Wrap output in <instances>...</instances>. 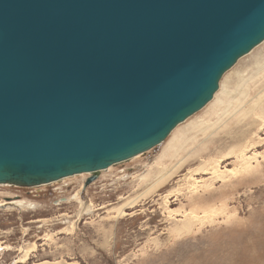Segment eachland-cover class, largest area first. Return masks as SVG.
I'll return each mask as SVG.
<instances>
[{
	"label": "water",
	"instance_id": "water-1",
	"mask_svg": "<svg viewBox=\"0 0 264 264\" xmlns=\"http://www.w3.org/2000/svg\"><path fill=\"white\" fill-rule=\"evenodd\" d=\"M263 42L264 0H0V184L160 146Z\"/></svg>",
	"mask_w": 264,
	"mask_h": 264
},
{
	"label": "rangeland",
	"instance_id": "rangeland-1",
	"mask_svg": "<svg viewBox=\"0 0 264 264\" xmlns=\"http://www.w3.org/2000/svg\"><path fill=\"white\" fill-rule=\"evenodd\" d=\"M219 120L209 139L195 135ZM178 141L180 157L171 158ZM184 149L197 152L177 166ZM227 154L223 178L192 174ZM91 177L0 186L1 204L27 203L0 207V264H264V43L163 144L88 185Z\"/></svg>",
	"mask_w": 264,
	"mask_h": 264
},
{
	"label": "bare ground",
	"instance_id": "bare-ground-1",
	"mask_svg": "<svg viewBox=\"0 0 264 264\" xmlns=\"http://www.w3.org/2000/svg\"><path fill=\"white\" fill-rule=\"evenodd\" d=\"M263 43H264V42H263ZM263 43H262V44H263ZM262 44H261V45H262ZM259 46H260V45H259ZM256 48H257V47H256ZM256 48H255V49H256ZM255 49H254V50H255ZM254 50H252V51H254ZM252 51H251L250 53H252ZM250 53H249V54H250ZM249 54H248V55H249ZM246 56H247V55H246ZM246 56H244V57H246ZM244 57H243V58H244ZM241 59H242V58H241ZM241 59H240V60H241ZM240 60H239V61H240ZM239 61H238V62H239ZM238 62H237V63H238ZM231 69H232V68H231ZM231 69H230V70H231ZM230 70H229V71H230ZM226 73H227V72H226ZM216 93H217V92H216ZM214 96H215V95H214ZM237 98H238V97H237ZM213 99H214V97H213ZM213 99H212V100H213ZM210 102H211V101H210ZM210 102H209V103H210ZM209 103H208V104H209ZM208 104H207V105H208ZM212 104H213V103H212ZM215 104H216V103H215ZM207 105H206V106H207ZM206 106H205V107H206ZM239 106H240V103L237 105V107L239 108ZM203 109H204V108H203ZM203 109H202V110H203ZM228 111H229V110L226 109L225 114H227ZM199 112H200V111H199ZM199 112H198V113H199ZM196 114H197V113H196ZM196 114H195V115H196ZM231 115H232V114H231ZM193 116H194V115H193ZM190 118H191V117H190ZM188 119H189V118H188ZM188 119H187V120H188ZM187 120H186V121H187ZM186 121H185V122H186ZM213 121H214V120H213ZM219 121H220V120H219ZM221 122H222V120H221L220 122H216L213 126H210V125H209V126H204L205 124H204V125H201V126L199 127V128L201 129L200 132L198 131V133H196L195 135H197V134H199V133H202V134L205 135L206 138H207V136H209L208 133H209L210 130H212L214 127H216L217 130H219L220 128L223 127V126H222V127H221V126L218 127V126L220 125ZM207 123L209 124L210 121H208ZM213 123H214V122H213ZM213 123H212V124H213ZM182 124H183V123H182ZM180 125H181V124H180ZM178 126H179V125H178ZM178 126H177V127H178ZM177 127H176V128H177ZM217 127H218V128H217ZM176 128H175V129H176ZM175 129H174V130H175ZM174 130H173V131H174ZM221 130H222V129H221ZM173 131H172V132H173ZM205 131H206V133H204ZM172 132H171V134H172ZM209 134H210V133H209ZM210 135H211V134H210ZM169 136H170V135H169ZM181 138L183 139V136H182ZM206 138H205V139H206ZM207 139H209V138H207ZM165 141H166V140H165ZM183 141H184V142H189V138H185V139H183ZM181 142H182V141H181ZM181 142L178 141L177 143L171 145V149H169V150H170V151H171V150H174V152H176L174 155L171 156V158H177V157L179 158V157H180V156H179V155H180V150H181L183 147L180 146V145H178V143H181ZM163 143H164V142H163ZM163 143H162V144H163ZM182 143H183V142H182ZM186 144H187V143H185V145H186ZM204 144H205V143H204ZM177 145H178V146H177ZM179 147H181V148H179ZM151 150H152V149H151ZM151 150H148V151H146V152H144V153L138 154V155H136V156H134V157H132V158L126 160V161H123V162L117 163V164H115V165H113V166H117L118 164H122V163H125V162H129V161L132 160L133 158H136V157H139V156H141V155H144V154L148 153V152L151 151ZM169 150H168V151H169ZM234 150H236V149L234 148ZM234 150L230 151V153H229L230 157L233 156V155H235V157L237 156V155H236V152H235ZM183 151H185V155H186V156H184L182 159H180V161L178 162V164L176 163L177 166H180V165L186 164L187 160H188L189 158L193 157V155H195L196 152H197V151H195V152H193V151L187 152V151H188L187 149H184ZM183 151H182V152H183ZM241 152H242V151H241ZM229 155L227 154V155H225L224 157H220V159L218 158L219 161H217V160L214 161V162L217 164V166H216L215 168L211 165L212 163H210V162L207 163L206 165H205V163H203V166L199 167V169L196 170V171H192V174H193V172H194V173L197 172V171L200 172V170H201V171L203 172L204 175H205V174H206V175L211 174V175H213V177H215L216 179H218V178H223V176L221 175V174H223V173H222V169H220L219 167L221 166L222 161L228 159ZM241 156H242V155H241ZM237 157H238V160H241V162H243L244 164H246V165L249 164V162H248L247 160H245L244 157H240V156H237ZM161 159H163V158H161ZM210 159H211V157H210ZM213 159H214V158H213ZM213 159H212V160H213ZM236 159H237V158H236ZM212 160H211V161H212ZM214 160H215V159H214ZM158 161H159V159H158ZM158 161H157V162H158ZM207 161H209V160H207ZM159 162H160V161H159ZM212 162H213V161H212ZM160 163H161V162H160ZM162 164H163V163H162ZM216 164H215V165H216ZM238 164H239V163H238ZM213 165H214V163H213ZM113 166H111V167H113ZM163 166H164V165H163ZM158 167H160V166H158ZM109 168H110V167H109ZM109 168H107V169H105V170H101V171L95 172V173H81V174H74V175H71V176H68V177L62 178V179H60V180H58V181H54V182H51V183H47V184L41 185V187H42V186H47V185H50V184H53V183H56V182H60V181H63L64 179L71 178V177H75V176H80V175H81V176H82V175L93 176L94 174H96V175H100L102 172H105V171L108 170ZM161 168H162V167H161ZM181 168H182V167H181ZM162 169H163V168H162ZM177 170H178V169H177ZM193 170H194V169H193ZM190 172H191V170H190ZM219 172H221V174H219ZM164 174H165V173H164ZM171 174H172V173H171ZM200 174H201V173H200ZM218 174L221 175V176H219ZM233 174H234V173H233ZM166 176H167V174L164 175V176L162 175V177H161L160 179H158V181H156L155 183L153 182L154 184L151 185V186L154 187V186L158 185V183L160 184V182H161L162 180H164V178H166ZM4 185L17 186V187H21V188L24 187V185H17V184H0V186H4ZM198 186H199V185H198ZM196 188H197V187H196ZM129 203H130V202H129ZM7 204L15 205V206H17L18 208H25V207L27 206L26 201H24V200L21 201V200H20V201H14V202H12V203L2 202V204L0 203V207H1V206H6ZM128 205H129V204H128ZM32 251H33V250H32ZM28 259H29V258H28V253H25V257H22V258L19 259L18 261H19V262H26ZM19 262H17V263H19Z\"/></svg>",
	"mask_w": 264,
	"mask_h": 264
}]
</instances>
